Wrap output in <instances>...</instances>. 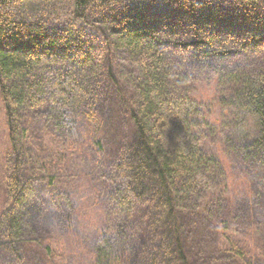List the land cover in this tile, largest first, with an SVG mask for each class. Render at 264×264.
I'll list each match as a JSON object with an SVG mask.
<instances>
[{
    "label": "trees",
    "instance_id": "16d2710c",
    "mask_svg": "<svg viewBox=\"0 0 264 264\" xmlns=\"http://www.w3.org/2000/svg\"><path fill=\"white\" fill-rule=\"evenodd\" d=\"M0 97V264H264V1L0 0Z\"/></svg>",
    "mask_w": 264,
    "mask_h": 264
},
{
    "label": "rangeland",
    "instance_id": "374dc122",
    "mask_svg": "<svg viewBox=\"0 0 264 264\" xmlns=\"http://www.w3.org/2000/svg\"><path fill=\"white\" fill-rule=\"evenodd\" d=\"M122 69L128 68L127 62H121ZM10 143H9V133H8V125L6 121L5 109L3 102L0 97V215L3 209L7 207V201L5 200L4 189H3V182L5 179V157L10 152ZM87 215L89 212L86 213ZM94 215L86 218V227L90 229L93 227L94 220L92 219ZM72 240L70 239V242ZM69 247V246H68Z\"/></svg>",
    "mask_w": 264,
    "mask_h": 264
},
{
    "label": "water",
    "instance_id": "95a60500",
    "mask_svg": "<svg viewBox=\"0 0 264 264\" xmlns=\"http://www.w3.org/2000/svg\"><path fill=\"white\" fill-rule=\"evenodd\" d=\"M261 1H264V0H261Z\"/></svg>",
    "mask_w": 264,
    "mask_h": 264
}]
</instances>
